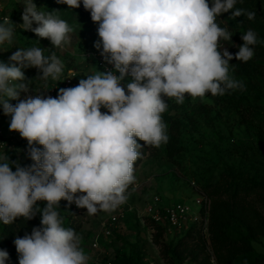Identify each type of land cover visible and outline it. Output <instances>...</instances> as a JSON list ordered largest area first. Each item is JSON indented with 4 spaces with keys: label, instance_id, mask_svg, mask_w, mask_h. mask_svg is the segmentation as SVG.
<instances>
[{
    "label": "clouds",
    "instance_id": "1",
    "mask_svg": "<svg viewBox=\"0 0 264 264\" xmlns=\"http://www.w3.org/2000/svg\"><path fill=\"white\" fill-rule=\"evenodd\" d=\"M81 2L99 24L94 47L102 48L114 71L89 74L53 98L31 94L30 85L37 78L59 80L64 64L55 53L18 48L10 64L0 62V105L11 117L9 130L27 140L33 161L27 167L16 164L13 171L14 162L0 155V222L41 216L40 227L14 240L19 264H88L82 237L62 226L60 201L86 208L89 215L123 204L141 156L137 138L155 147L168 141L164 98L182 104L186 95L195 99L243 89V82L230 74L229 62H248L258 43L249 29L235 56L221 47L220 41H231L233 33L217 23L218 17L228 12V19L256 17L255 11L236 8L237 0H212L211 6L208 0H56L68 9ZM23 4L20 28L49 39L56 48L70 43L73 29L55 14L59 11H41L33 0ZM15 28L5 17L0 45L12 43ZM27 68L37 69L38 75L27 80ZM127 76L132 80L126 92L121 82ZM21 93L27 94L24 99ZM9 100L19 102L14 106ZM8 259V252L0 250V264Z\"/></svg>",
    "mask_w": 264,
    "mask_h": 264
},
{
    "label": "rangeland",
    "instance_id": "2",
    "mask_svg": "<svg viewBox=\"0 0 264 264\" xmlns=\"http://www.w3.org/2000/svg\"><path fill=\"white\" fill-rule=\"evenodd\" d=\"M208 2L211 6L212 0ZM33 3L44 12L59 11L55 14L73 29L70 43L56 48L49 39L23 30L19 27L23 23V0H0V23L10 17L16 25L12 43L0 45V62L10 64L9 58L18 48L41 47L45 56L55 53L63 62L61 76L88 68L98 72L90 66L88 57L102 52V48L94 47L100 39L99 24L63 10L56 0ZM235 7L256 12L254 20L246 15L228 19L231 12L217 18L221 27L233 33L231 41H220L233 56L244 43L242 33L251 29L257 34L253 58L229 62L233 66L230 74L242 81L244 88L229 90L222 96L207 93L204 98L193 99L186 95L182 104L164 98L168 108L162 119L168 141L155 147L137 138L142 148L134 164V187L128 188L120 210L89 215L86 208H81L75 214L74 226L82 237L88 264H139V259L143 264H247L253 258L264 259V0H237ZM23 71L27 80L38 75L35 68ZM55 81L51 77L47 81L34 79L31 94ZM26 95L21 93L20 99ZM18 102L9 101L14 106ZM10 121L0 105V155L14 162L11 167L15 171L16 164L27 167L33 161L28 156L27 140L9 130ZM237 185L251 190L232 199ZM227 189L226 194L223 191ZM175 204L187 205L194 212L201 209L197 227L188 224L169 232L153 222L150 208L160 210ZM63 205L71 212L67 201ZM223 208L232 211L233 217L229 216L225 224L212 226V218H219ZM116 215V225L106 236L103 226ZM219 232L224 233L227 248L218 249ZM0 250L9 254L6 264H19V254L6 243L1 223Z\"/></svg>",
    "mask_w": 264,
    "mask_h": 264
},
{
    "label": "built area",
    "instance_id": "3",
    "mask_svg": "<svg viewBox=\"0 0 264 264\" xmlns=\"http://www.w3.org/2000/svg\"><path fill=\"white\" fill-rule=\"evenodd\" d=\"M0 11H1V4H0ZM88 59L90 60V66L91 67L95 66L98 72L100 71V72L106 73L109 71H114L113 66L105 61L104 57L101 55V52L92 53L91 55H89ZM93 73L95 72L89 71V68L85 70H80V71L78 70L70 71L67 74L62 75L59 80H56L53 83L52 82L48 83L45 87L37 91L36 94L43 92L44 96L46 97L51 96L55 98L58 96L59 89L75 87L78 85L81 79H86L87 75L93 74ZM115 74L119 76L118 72H115ZM131 80L132 78L130 76H127L121 82V86L125 88L126 92H127V84L131 82ZM101 111L107 112V109L101 108ZM129 187H134L133 183L129 185ZM199 204L200 203L198 202V205ZM70 206H71L70 210H71V213L73 214V218H76L75 214L79 212L81 208L77 207L75 203H72ZM115 210L119 211L120 206H118ZM149 211L153 213L151 215L153 222H155L156 224L163 225L165 228H167L169 232L172 230H180L182 228H185L188 224L197 225L201 222V215H200L201 209H198L197 212H194L191 207L184 205V204H175L168 208L160 209V210L159 209L153 210L152 208H150ZM118 217L119 215L112 217L109 220L108 224L103 226L104 233L106 236H109L111 234L113 228L116 225ZM107 264H110V263H107Z\"/></svg>",
    "mask_w": 264,
    "mask_h": 264
},
{
    "label": "trees",
    "instance_id": "4",
    "mask_svg": "<svg viewBox=\"0 0 264 264\" xmlns=\"http://www.w3.org/2000/svg\"><path fill=\"white\" fill-rule=\"evenodd\" d=\"M59 5L61 6V8L63 10L74 13L77 16H79L80 18H91L90 12L86 11L84 9L82 2H81V6L77 9H68V6L64 5V4H59ZM258 46H261V45H258ZM35 94H36V92H35ZM174 149H175V146H172V150H174ZM170 154L174 155L175 153L170 152ZM228 190L229 189H227L223 192L227 194ZM250 190L251 189L249 187H244V186L240 187L237 185L233 194H232V196H233L232 199L236 198L240 192L250 191ZM63 203H64V200H61L59 203V208H57V211L59 212V215L63 221L62 226H64L65 228H71V229L75 230V232H76V227L74 226V222H76L75 220H77V218L76 219L73 218V214L64 208ZM38 204H39L40 208L45 207V202H43V201H38L37 205ZM82 209H85V208H82ZM219 213H221L219 218H215V220L212 218V220H211L212 226H213V224L219 225L221 222H223V224H225V222L228 221L229 216H230V218H232L234 215L232 211L226 210V208H223L222 212H219ZM40 221H41V216L39 214H37L31 220H26L23 217L17 218L14 221V223L10 224V225H5L2 222H0L3 226V236H4L6 243L10 247H13L16 249L15 244H14V240L17 237H20V238L24 237L25 234H31L33 227H40L41 226ZM194 227H197V226L194 225ZM208 228H209V226H208ZM212 230H213V227H212ZM219 233L220 234L218 237V244H217L218 249L227 248L225 236H223L224 233L223 232L222 233L219 232ZM139 260H140L139 264H143V263H141L142 260L141 259H139ZM121 261H118V262H121ZM112 263H114V262H111L110 264H112ZM115 263H117V262H115ZM247 264H264V259H262L260 257L259 258L258 257L253 258L252 261H250Z\"/></svg>",
    "mask_w": 264,
    "mask_h": 264
}]
</instances>
